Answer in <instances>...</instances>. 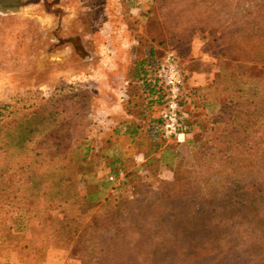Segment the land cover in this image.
<instances>
[{"label": "rangeland", "instance_id": "rangeland-1", "mask_svg": "<svg viewBox=\"0 0 264 264\" xmlns=\"http://www.w3.org/2000/svg\"><path fill=\"white\" fill-rule=\"evenodd\" d=\"M20 1L34 3L0 16V111L44 117L30 149L60 155L84 200L82 208L46 205L31 221L17 202L0 204V264L14 254L35 264L40 256L23 250L21 238L37 222L60 232V264H81L100 221L118 225L109 234L120 244L102 264H264V0ZM68 38L78 39L84 56L59 43ZM133 41L142 45L138 54L122 48ZM150 51L174 53L188 89L207 103L196 102L198 126L183 143L155 150L140 140L145 163L96 108L108 107L105 77L114 67L130 74ZM196 54L204 59L193 60ZM191 72L204 81L192 84ZM119 172L120 184L108 182ZM230 173L237 187L223 182ZM91 189L116 209L90 211ZM242 192L243 202L263 197L249 211L256 218L221 215ZM183 208L199 212L192 229ZM217 237L226 240L218 245Z\"/></svg>", "mask_w": 264, "mask_h": 264}, {"label": "trees", "instance_id": "trees-1", "mask_svg": "<svg viewBox=\"0 0 264 264\" xmlns=\"http://www.w3.org/2000/svg\"><path fill=\"white\" fill-rule=\"evenodd\" d=\"M159 58L154 57L153 52L150 51L148 57L135 61L132 72L135 73L133 76L140 90L138 89V94L133 90L134 94L130 95L131 97L133 96V100L124 106L125 110H132L138 114L142 113L141 115L144 116L142 117L143 122L137 127H133V129L127 128L124 131V136L135 144L133 147L136 152L142 153L145 163L148 162L149 151H143L138 148L142 142L140 140H144L143 142H146L149 147L155 150L162 146L179 144L176 141H167L160 134L155 133L153 129L159 122L165 99V91L155 78ZM183 77L180 107L186 116L185 124L190 134L192 128L198 126L195 123L196 102L207 103V96L198 95L197 89H188L184 71ZM149 108H156V110L155 112L151 111L149 115H144L147 114L146 110ZM153 112L157 115L152 116ZM32 117L33 115L27 113L19 117L13 112L0 111V204L10 200L17 202L25 209V215L30 221L36 217L37 209L45 210L46 205L54 211L76 207L82 208L83 206L79 204V201L84 200V197H82L83 200L79 197L75 179L64 172L60 155L49 156L30 149V145L38 133L45 131V128L40 130L35 123L36 121H43L44 117L40 116L36 119ZM137 135L138 137H135ZM234 172L236 171L234 170ZM237 178L238 175L230 173V175H225L222 180L226 186L233 184L237 187ZM230 189L229 187L226 191L230 193L232 191ZM243 194L244 192L230 198L232 201L228 204V208L223 209L220 214L223 216L234 214L235 218L242 219V216L246 215H242V212L247 211L248 216H252L253 221L256 216L249 213V211H255L258 203L263 201V197H257L253 193L251 197H248L243 202ZM86 196V203H88L90 211L96 207L98 208V213L100 211H107L108 213L116 209L115 207H109L106 200L102 202L95 190H88L85 194ZM193 198L195 197L193 196ZM246 206L253 208L249 210L250 208H246ZM181 211L185 213V217L188 215L187 222L191 226L190 229H192L193 221H196L199 212L193 208H183ZM187 211L188 214L186 213ZM38 212L39 216L43 218L42 212ZM120 212L122 214L124 210L120 209ZM106 217H108L107 214ZM126 218L128 216L125 217V221H127ZM262 221L264 222V218ZM98 223L94 225L96 229L91 232V240H89L93 249L90 255L81 261V264H102L106 260L110 261V258L114 256V250L117 251L120 245L119 237L115 239L112 234H109L110 232L118 231V225H111L108 221L105 223L100 221V224ZM51 230V224L48 225L44 222L31 223L28 228L29 236L22 235V249L25 251L30 250L34 255L40 256L35 264L43 262L47 250L58 249L60 241L58 235L60 232L56 233L55 231L52 234ZM216 240L218 245H220L226 240V237L220 239L217 237ZM191 249H194V247Z\"/></svg>", "mask_w": 264, "mask_h": 264}, {"label": "crops", "instance_id": "crops-1", "mask_svg": "<svg viewBox=\"0 0 264 264\" xmlns=\"http://www.w3.org/2000/svg\"><path fill=\"white\" fill-rule=\"evenodd\" d=\"M133 44V45H132ZM131 45H123L122 48H125V50H132L134 53L138 54L140 50H142V45H138L137 42L133 41ZM110 47H108L109 49ZM99 50L98 46L95 45L93 51ZM111 50L117 51L118 48L115 47V45H111ZM201 55V54H200ZM95 52H92V59H95ZM126 56V55H125ZM199 56V54H196L192 57L193 60H199L201 58L204 59V57ZM126 60V59H124ZM135 63V62H134ZM134 72L125 73L121 72L117 67H114L113 72L109 73L105 78V81L108 82L107 88H108V107L106 109H101L98 103V108H96V114L97 118L100 119L102 117L107 116L108 124L110 125V128H113V131L118 132L119 134H124V131L127 128L133 129V127H137V125L141 124L143 121L144 117L141 115L142 113L138 114L135 111L132 110H125L124 106L133 100V96L131 97L130 95H133L135 91L136 94L139 93L138 87L136 80L134 79ZM137 74V73H136ZM192 76V84H194L195 80H198V84L200 82L204 81V76L205 74L200 72V73H195L191 72ZM103 79L102 77H99ZM101 79V80H102ZM100 81V79H99ZM99 92L101 93V89H98ZM120 96H123V100L120 99ZM118 99V100H117ZM156 108H149L146 110L147 114L144 115H149L151 111L155 112ZM152 113V116H156V113ZM135 137H138L135 136ZM129 139V138H128ZM131 142V141H130ZM132 143V142H131ZM135 144H131L133 147ZM131 157L136 160L137 162L140 160H144L142 153L140 152H132ZM60 256H62V253L60 250H55V249H49L45 253V258L41 264H60ZM3 264H21L19 257L17 254H14L13 257L9 260L7 263Z\"/></svg>", "mask_w": 264, "mask_h": 264}, {"label": "built area", "instance_id": "built-area-1", "mask_svg": "<svg viewBox=\"0 0 264 264\" xmlns=\"http://www.w3.org/2000/svg\"><path fill=\"white\" fill-rule=\"evenodd\" d=\"M155 78L165 91L164 108L159 122L154 126V132L160 134L167 141H176L181 144L188 137V128L185 124V114L180 107L183 89V71L174 53H166L157 61ZM110 183L120 184L124 180L122 172L109 175Z\"/></svg>", "mask_w": 264, "mask_h": 264}, {"label": "flooded vegetation", "instance_id": "flooded-vegetation-1", "mask_svg": "<svg viewBox=\"0 0 264 264\" xmlns=\"http://www.w3.org/2000/svg\"><path fill=\"white\" fill-rule=\"evenodd\" d=\"M34 2H21L20 0H0V16H3V13L6 11L7 13H15V10L20 7H27L28 5L33 4ZM56 35V34H55ZM59 43L61 45L68 44L72 45L74 48V51L76 53H81V55L84 56V48L80 45V42L78 41L77 38H68L64 40H60Z\"/></svg>", "mask_w": 264, "mask_h": 264}]
</instances>
